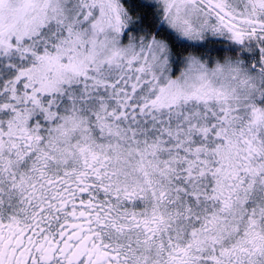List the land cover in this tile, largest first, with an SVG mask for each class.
I'll return each instance as SVG.
<instances>
[{
    "label": "snow or ice",
    "instance_id": "snow-or-ice-1",
    "mask_svg": "<svg viewBox=\"0 0 264 264\" xmlns=\"http://www.w3.org/2000/svg\"><path fill=\"white\" fill-rule=\"evenodd\" d=\"M0 264H264V0H0Z\"/></svg>",
    "mask_w": 264,
    "mask_h": 264
}]
</instances>
